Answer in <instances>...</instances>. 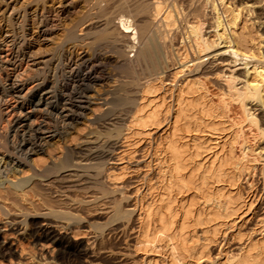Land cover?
<instances>
[{"label": "bare ground", "instance_id": "1", "mask_svg": "<svg viewBox=\"0 0 264 264\" xmlns=\"http://www.w3.org/2000/svg\"><path fill=\"white\" fill-rule=\"evenodd\" d=\"M0 1L3 3L0 22L2 20L8 22L11 28L10 35L0 34V80L4 78V81H7L13 77L10 84L0 83V100L7 104L8 100L14 99V104H10L9 107L6 105L10 111L7 110L9 112L6 114L8 119L6 118L4 124L5 132L0 135L4 140L0 146L3 144L5 148V152L0 153V174H2L0 190L3 192L0 196L1 199H7L10 204L13 203L22 209L19 222L25 223L28 217L34 224L40 219L44 220L40 222L43 227L34 231H41L42 238L65 247L69 240L65 235L55 234L57 223L67 230L74 224L87 221L80 215L81 212L79 214L78 210L72 209V206H97L96 204H100V200L106 198V195L118 191L109 188L98 177L102 171L101 158L113 143V139L124 134L123 128L127 129L128 133L135 129V133L136 129L150 130L166 121L170 122V127L162 147L156 190L153 191L152 201L147 206L136 204L138 224L134 238L135 251L153 250L164 243L167 249V264H202L203 259L210 264H264V235L254 243L249 242L251 244L247 248L241 249L234 256H223L214 260L208 254V248L212 242H215L214 239L221 231L225 220L231 218L237 209L239 210L238 194L233 192V187L236 188L240 175L250 168L249 159L246 160L248 155L245 152L246 148H243L245 151L241 152L240 158H236L232 148L228 149L230 145L226 147L228 150L224 149L222 144H220L221 149H216L219 145L216 139L227 127L223 106L228 107V100L226 99L227 104L226 100L223 101V108L217 107L207 95L208 91L204 89L203 82H200V79L189 81L188 77L185 83L177 82L169 106L156 104L150 98L155 92L152 81L157 74H160L163 60L168 59V51L173 47V42L177 39L176 33L180 30L178 38L182 42L187 39L194 54L196 49L201 54L222 45L223 47L215 49L212 53L196 58L200 60L208 55L214 57L227 52L225 54L236 56L234 58L230 55L231 59H229L234 68L238 66L236 64L238 62L244 66L240 73L230 70L231 75L225 79L228 80L227 92L224 89L223 94L232 103L234 102V105L237 103L242 110L244 109L245 119L243 120V117L242 123L238 126L241 127L243 121H247V124L255 127L256 131H253L255 134L252 135V140L254 139L256 143L254 151L259 149L257 153L262 157V153L264 154V41L254 42L256 38H252L248 30L255 21L253 18L252 23L248 19H243L242 14L244 12L246 16H250L254 13L256 17L254 19L258 20V16L264 13L261 9L264 0H237V4H229L226 0H171L170 9L161 18V23L158 22L160 24L158 27L163 28L161 30L156 28L157 26L154 28L153 25L157 23L152 25V21L162 11L164 3L169 0H84L87 4L82 6L84 9L79 13H76L79 8L76 0H65V3L55 9L43 6L40 13H31L40 36L45 37L50 34L65 13L67 17L68 13L75 14L74 17L69 16L63 38L56 42L58 57L63 60V68L60 70L65 80L64 84H59L58 91L52 86L53 81L49 80L50 77L36 78L28 87L23 83L21 85L14 83L15 77L23 75L28 66L26 62L29 59V46L26 40L27 33L22 24L26 19L23 14L19 15L20 25L11 27L12 22L17 20L12 14L15 10L14 6L6 0ZM82 3L84 5L85 2ZM110 13L114 16H110ZM259 24L257 25L260 26ZM207 28L210 29L214 39L211 40L210 36L206 37ZM169 33L171 35L166 37ZM192 42L194 48L191 46ZM64 44H68L70 49L64 51ZM76 46L83 48L81 52H73L72 48ZM218 58L220 57H217L216 61L219 60ZM203 59L196 63L195 70L200 74L209 75L212 71L209 70V66H204L206 60ZM48 61L50 64L51 60ZM109 66L116 71L118 77L112 80L113 85H106L107 89L103 88L106 96L102 97V113L96 115L92 120L93 125L87 126L81 137H65L72 122L82 115V112L80 113L83 109L82 105L78 107L74 104L75 100L78 99L80 103L81 100L88 99V92L93 90L96 84L105 86V81H109L112 76L116 77L114 73L111 77V72L106 73L105 68ZM53 76L54 74L51 77ZM126 104H130L129 108L122 109ZM55 114L58 115L55 119L58 126L55 123L54 127L52 126L55 128L52 135H46L51 131ZM125 115L130 117L128 125H125ZM0 118L2 120L3 115H0ZM238 134L240 136V133ZM55 135H60L64 139L58 147V153L47 152L48 156L45 159H35V154L44 152V148L52 144L50 140ZM21 166L27 170L18 175ZM91 169L94 171L92 172ZM10 172L12 175L9 177L7 174ZM259 174L264 176V170ZM83 180L88 184H84ZM68 181L72 182V185ZM58 182L60 184L68 182L70 185L66 184L62 187L63 185L59 186ZM262 185L264 192V177ZM68 188L83 195L72 197L68 193L70 190ZM89 193L92 195L86 199L85 195ZM27 195L39 198L40 204L36 203V205L31 200H27L30 206H21V200L26 201ZM111 199L113 212L104 223L87 221L89 224L87 227L92 228L99 235L104 234L106 226L120 218L130 221L133 212L136 211L122 208L115 196ZM39 206L44 208L43 212L38 211ZM198 228L201 237L197 233ZM13 229L21 233L23 226L19 225ZM34 233L32 235H35ZM65 249L59 251L63 253ZM75 249H77L76 253L84 257L89 253L79 241H76ZM9 252H12L11 247L7 243H0V257ZM106 254L100 256L104 257ZM65 255L63 253L59 258L68 257L70 262L71 257ZM76 257L79 258L78 255ZM61 259L60 262H65ZM43 260L39 261L43 262ZM143 264L155 263L145 258Z\"/></svg>", "mask_w": 264, "mask_h": 264}, {"label": "rangeland", "instance_id": "2", "mask_svg": "<svg viewBox=\"0 0 264 264\" xmlns=\"http://www.w3.org/2000/svg\"><path fill=\"white\" fill-rule=\"evenodd\" d=\"M6 1L14 6L15 10H13L12 14L17 19L16 21L15 20L13 21L12 19L14 23L11 21L13 25V26L11 25V27H15V25L17 26L20 25L18 21L19 15L23 14L25 16L26 20L22 24L24 25V29L27 33L26 40H28V46H29V49H28L29 59H27L28 62H26L28 63V66L25 69L26 74L23 73V75H19L21 74L19 73L18 74L19 77L17 75L18 78L15 77V79L13 80L14 83L16 85L17 84L21 85L23 83L24 85L28 87L33 84V81L36 78L39 79V78L50 77L49 80L53 81L52 86L58 91L59 84H64L65 80L62 78V74H61V70L63 68V65H62L63 60H60V58L58 57V53H57L58 48H57L56 42L63 38L62 36L65 31L64 27L68 25V20L70 18L69 16L74 17L75 14L68 13V17H67V13H65L63 15L64 17L62 16L60 18L61 21L59 20V22H57L58 25H55L53 27L52 32L44 37L38 34V28L36 27V24L33 21L31 15L34 12L40 13L42 11L43 6L47 8H54V9L58 8L60 4L65 3V0H59V1L58 0H43V1L42 0H6ZM76 1L79 3V8L77 10L78 12L76 13H79L80 11L84 9L83 7L86 6L87 3L84 0L82 1L76 0ZM169 1L164 3L165 5L163 9L159 13V15L155 17L156 19L153 18L154 21H152V25L157 23L156 25H153L154 28L157 26L156 28H159V30H161L162 27H158V26L160 25L159 23H161V20H162L161 18H163L164 15H166L167 11L171 7V0ZM82 2H85L84 5ZM226 2L229 4L238 3L237 0L236 1L226 0ZM261 9L264 11V6H262ZM2 10H3V3L0 1V20L2 18L1 17ZM207 10L209 11V8ZM242 15H243L242 17L243 19H246V20L248 19V21H251L253 18V20L255 21L252 24L253 26L250 25L251 26V28L249 27L250 30H248L249 33L251 32L250 36L254 39L256 38L254 42H258L259 40L264 41V29H263L264 28L263 27L264 26L263 25L264 24V16H263L264 13H261L260 14L261 16L260 15L258 16V20L254 19L256 18L254 16L255 15L254 13L250 16H246L243 12ZM110 16H114V15L111 14ZM244 17H247V18H244ZM259 18L262 20H259ZM260 22H262L263 24L261 23L260 25L259 24ZM257 24H259L260 26H258ZM9 26L10 25H8V22H4L2 20L0 22V34L4 35L5 33H7L6 35H10L11 28ZM58 26H61V27H58ZM206 26L207 24L205 25V27ZM176 31H179V30H176ZM180 31L176 33L177 35L176 37L178 40L176 39L173 42V47L171 46L172 48L170 47L171 49H169L168 51V54H169L167 55L168 59L165 58V60H163L162 69L160 70V74L159 75L157 74L158 76L156 75L155 79L152 81L153 86L155 88L154 90L155 92L152 94L150 98L153 99L156 104H159V105L162 104V106H165V105L169 106L172 103L173 99H171L172 98L171 96L174 94V89H175L174 87H176L177 82L180 83V81L181 82L183 81L185 83L187 81L186 79L188 78H189L188 79L189 81L191 80L194 81V79H197V80L200 79L199 81L200 82L202 81L204 83V84L202 83V85H204L203 86L205 87L204 89L208 91L207 95L209 96L210 99H212L213 104L214 105L217 104V107L218 106L219 107L221 106V108L224 107L223 109L225 112L223 111V115L226 114L224 116V120L227 123L225 124V126H227L226 127L227 131L223 130L224 133L221 132L219 136L217 137L216 143L218 142L219 145L216 147V149L219 150V148L220 149L222 148L220 144H222V146H224V149L226 150L232 148L236 158H240L242 156L241 152L246 150L245 152L246 154H248L247 155L248 157L246 156V160L248 161L249 159V163L248 162L247 163L250 164L249 165L250 168L248 169L250 171L248 170L244 171V173L241 174L240 177L238 178L239 180L236 183L237 189L233 187V192H236L235 194H238L237 196L240 202L239 207H238L239 210L237 209L236 213L233 214L231 218H228L227 220H225L223 224L225 226L222 225L221 231L214 239L215 242H212L208 248L209 257L215 260L216 258H223V256L224 257H229L232 255L234 256L235 254L239 253L241 249L247 248L249 244L256 242L258 239H261V237L264 235L263 234L264 233V192L262 190V186H263L262 178L264 176H261L259 174V172L264 170V154L262 153V157H261L257 153L260 151L259 149L254 151L256 147V143L254 139L252 140L253 138L252 135L255 134L254 133L256 131L255 127L250 126L249 123L247 124V121L246 122L243 121V124L241 125V127L238 126L239 123H242L241 122L242 118L245 115V112H243L244 109L242 110V108L237 103L236 105H234L235 103L234 102L232 103L230 99L224 97V94H223L224 89H225V92H227L226 89L228 85V84L226 85L227 83L226 81L228 80H225V79L231 75L233 70L235 71V73H240V71L242 72V70L244 69L243 68L244 66L241 64H238L240 62L236 61L238 63L236 62L235 63L238 66L235 64L237 67L234 68V65L231 63V60H229L231 59L230 55L231 56L233 55L225 54L227 52L221 55L219 54L214 55V57L212 55L210 56L208 55V56L202 57L200 60L198 58L197 60L196 58L197 56L200 57L210 52L212 53L215 49L221 48L222 45H219L215 48H211L207 50L206 53L204 52L201 54H199L198 50L196 49L195 54H194V50L191 49L192 47L190 48L189 46L190 42L188 43V40L185 39L183 40L186 43L185 44L184 42H182V40L178 38ZM205 32H207L206 37L210 36L211 40L214 39L212 36V33H210L209 28H207ZM171 33H173V31ZM171 33H169V35H166V37L167 36L169 37ZM183 36H185V34ZM166 41H168V39ZM5 46H2V47L5 48ZM67 46L68 44H64L63 46L64 47L63 50L65 49L64 51H67L70 49V47L69 46L67 47ZM191 46H193L194 48L195 47L194 43ZM82 49L83 48H80L79 46L72 48L74 53H79L81 52ZM170 50L171 51L173 50V51L170 52ZM108 54L109 53H107V55ZM217 57H220V58H218L219 60L216 61ZM224 57H226L225 58L226 60L224 59ZM202 59L206 60V63L204 66H209V70L212 71L211 74L209 73V75L208 74L203 75V74H200L199 71L195 70L197 67L196 63H198ZM222 59H224L225 61ZM48 60H51L50 64H48L49 62ZM228 61L230 64L228 63ZM210 64H213V65H210ZM27 69L29 71H27ZM48 69H51V71ZM105 71L106 73L107 71L109 72L107 74H110V72L112 73L110 74V77L116 73V71L111 69L110 66L106 67ZM27 73H29L28 74L29 76L27 75ZM198 73L199 75H197ZM35 74H37L36 77H35ZM53 74L54 76L51 77ZM114 77L115 78H113L112 76L111 77L112 79L110 78L108 79L109 81H105V86L101 87L100 84H96L93 89L94 91L91 90L90 92H88V95H89L88 99H83L80 101V103L78 99L75 100L76 103L74 104H77L78 107L79 105L80 106L82 105L81 107L83 109L80 110L79 108L80 113L82 112V115L72 122L69 128L68 134L65 137H68V138L81 137V135L85 133L86 127L87 126L89 127V125L90 126L93 125L92 120L96 117V115H99L102 113L101 112L102 111V107H101L102 97L106 96L104 94L105 90H103V88L107 89L108 87L106 85H109V86L113 85L112 83H114L113 81L118 77V75L115 74ZM11 79H13V77L9 78L7 81L6 80L4 81V78H1L0 83L10 84L12 82ZM55 79H58V80H55ZM138 95L140 96V92ZM226 99L228 100V107L225 108L226 105H224L223 101H225ZM13 100L11 101L8 100L6 102L7 104H5L3 100H0V111L2 113V114L0 113V115H3L2 120L0 118V135L1 136L4 134L3 132H5L4 130V126H5L4 124L6 123L5 120L8 119V116L6 114H8V112L10 111L9 108L7 109V106L9 107L10 104L11 105L14 104ZM227 100L225 101L226 104H227ZM20 101H17V102L19 103ZM129 105L130 104L124 105L122 109L129 108ZM57 118H58V115L55 114L53 117L54 123L53 125L51 124V127L52 126L54 127V124L57 122L55 119ZM244 119L245 117L243 118V120ZM124 120H125V125H128L129 120H130L129 115H125ZM56 125L58 126V123H56ZM53 127L51 128L50 132L46 133V135L48 134L52 135L53 130L55 129ZM169 127H170V122L167 123L166 121H163L158 127H154L146 131L136 129L135 133H134L135 129L130 131L131 133L130 132L128 133V130L123 128L124 134L117 138H114L113 143L110 144L111 146H109L106 152L103 154L101 158L102 171L100 172L101 174H99L98 176L100 180H102L109 188L114 189V190L116 189L118 191H116L114 194L106 195L105 196L106 198L103 199L104 202L106 201V203H104L103 200H100L101 203L103 202V204L97 203L96 204L97 206H82V205L72 206V209L76 211L78 210V213L81 212V214L80 213L79 214L83 216L85 219H87V221L94 220V221H101L104 223L107 220L108 216H110L111 213L113 212V209H111L113 205L110 202L112 200L111 199L112 196H115L116 198H118V201H120L122 208L126 210H131V211L136 210L137 208L136 204L138 203H141L143 206H147V204H149L152 201L153 191L156 190V186H157L156 183L159 181V178H158L159 168L161 167L160 160L162 158L161 152H162L163 144L166 140V135L168 133ZM82 130L84 131L82 132ZM238 133H240V136ZM1 136H0V141H1L0 143H3L4 140L2 139ZM240 137L244 140H242ZM50 141L52 144L44 148V152L35 154L34 155L35 159H39V160L45 159L48 156V153L50 152L51 154H57L58 153L57 150H59L58 147L60 143L64 141V139L62 138V136L60 137V135H55L51 138ZM243 141H245L246 143L245 142L243 143ZM253 141L255 144L253 143ZM224 142L227 144H224ZM240 142L243 143L244 145L243 147H242V143ZM2 145L0 146V153L5 152V148ZM226 147L227 148L229 147V148L227 149ZM243 148L244 149L246 148V149L243 150ZM26 170L27 168L25 167L23 168L21 166L19 168L18 175L25 173L24 171ZM91 171L93 172L94 170L91 169ZM10 175H12L11 172L7 174V176L9 177ZM109 175L111 177H108ZM2 179H5V177H2ZM68 182L64 184L62 183L60 184L58 182L57 184L59 186L63 185L62 187H65L66 184L72 185V182H69L70 184ZM82 182L83 183L85 182L84 184H88L84 180ZM69 189L70 188H68V190ZM1 192L2 191L0 190V193ZM68 193L72 197L83 195L78 191H71V189L68 191ZM0 195H3V192ZM91 195L92 194L90 193L86 194L85 195L86 199H88ZM26 197H28L29 199L25 198L26 201H23L24 199L21 200V204H22L21 206H30L27 200H31L35 204L36 203L40 204L39 198L31 196V195L29 196L27 195ZM0 203H1L0 205H2V207L0 206L1 209L3 207L7 209L6 211L3 210L4 208L2 210L0 209L1 210L0 211V243H7V245L11 247V251H12L4 255L3 257L2 256L0 257V264H22V263L23 264H50V263L51 264H55V263L56 264H61V263L62 264H143L145 258L149 261H152L155 264H167V261H166L167 249L164 247V243H161L160 246H156L155 247L156 249L153 248V250L150 249L145 252L141 250L137 252L135 251L134 238L136 236L137 224H138L137 223V210L133 212V215L131 218L132 221L131 219L130 221H128L126 218H120L117 221L113 222V224L106 226V230L104 234L102 235H99L97 232L92 230V228H88L87 226L89 224L87 221H83L80 224H74V226H71L67 230L60 225L58 226V224L60 223H57V225L55 226V234L57 236L65 235L66 238L69 240L66 243L67 245L65 244V247H60V245H57L52 240H48V239L46 240L45 238H42L40 236L41 231H37V232L34 231V229L36 228L43 227L41 223L44 220L40 219L38 222L39 224L38 223L34 224L31 222V219L28 217L25 223L19 222L20 220L19 218L22 217L21 216L22 211H20L22 209H20V207H16V205H14L12 202H11L12 204H10L9 200L7 199H4V198L1 199V196H0ZM43 210L44 208L42 209V207L39 206L38 211L43 212ZM6 212H8L9 214L7 213V215H5ZM11 221H14V222H11ZM17 222H19V224H17ZM19 225H21V227L23 226V231H21V233L13 229V228L19 227ZM199 229L200 228L197 229V233L201 237L202 234ZM33 233L36 236L32 235ZM76 241H79L80 245L86 248V250L89 252L86 257L79 255L78 252L76 253L75 251L77 250L75 249ZM35 242L36 244H34ZM62 248H66L65 252L63 251L64 255L69 253L68 254L69 258L71 257L70 262L67 257L68 255L67 256L65 255L67 257L66 258L67 261L66 259L63 258L66 263L60 262L61 258L59 257L63 253H61V251L59 250ZM158 248H159V251H158ZM103 253L104 254L108 253V254H106V256L104 255V257L100 256V255H103ZM77 255L79 256L78 259L76 257ZM42 257L44 260L42 259ZM46 257L47 259H45ZM38 259L43 260V262L39 261ZM58 259L60 263L58 262ZM63 259H61V261ZM204 260L205 259L201 260L202 264H210L207 260H205L206 262ZM187 264H191V263H187ZM194 264H197V263H194Z\"/></svg>", "mask_w": 264, "mask_h": 264}]
</instances>
